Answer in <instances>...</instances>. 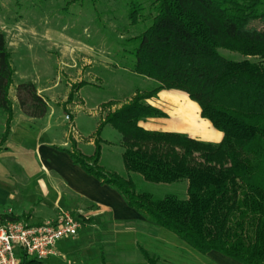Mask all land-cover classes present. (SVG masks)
<instances>
[{"label":"trees","instance_id":"16d2710c","mask_svg":"<svg viewBox=\"0 0 264 264\" xmlns=\"http://www.w3.org/2000/svg\"><path fill=\"white\" fill-rule=\"evenodd\" d=\"M127 9L131 22H143L144 28L121 42L118 53L129 60L130 72L153 80V86L137 89L106 117L105 123L122 134L127 176L97 166L99 144L93 164L77 150L72 155L151 222L201 252L264 264V0H128ZM14 73L0 31V109L10 114L8 128ZM163 89L186 92L202 116L224 132L223 140L211 143L141 127V120L165 115L147 103ZM16 96L27 116L46 115L47 101L34 82L18 83ZM134 175L157 184L186 182V194L141 191ZM145 256L151 264H162L156 256ZM33 263L43 261L24 256L21 264Z\"/></svg>","mask_w":264,"mask_h":264},{"label":"crops","instance_id":"0c3cea01","mask_svg":"<svg viewBox=\"0 0 264 264\" xmlns=\"http://www.w3.org/2000/svg\"><path fill=\"white\" fill-rule=\"evenodd\" d=\"M40 71L33 67L23 73L15 70L10 87L12 117L9 128L7 119L8 132L0 150V214L11 211L15 217L40 224L55 219L59 209L65 208L82 222L77 236L60 240L57 254L43 264H151L145 252L162 264H244L219 251L203 253L176 232L154 224L116 187L75 160L74 150L92 157L97 144L102 169L108 170L102 164L105 148L123 158L122 134L105 121L108 112L130 100L116 103L106 112L81 96L84 83L73 89L71 82V92L59 99L60 76ZM23 81L34 82L47 101L44 117L32 118L22 111L16 87ZM147 103L165 115L141 120L144 129L184 133L211 143L224 138V132L202 116L200 105L184 91L163 89ZM70 114L74 131L66 119ZM116 145L120 148L115 152ZM117 166L119 169V163ZM7 205L11 207L7 209Z\"/></svg>","mask_w":264,"mask_h":264},{"label":"rangeland","instance_id":"374dc122","mask_svg":"<svg viewBox=\"0 0 264 264\" xmlns=\"http://www.w3.org/2000/svg\"><path fill=\"white\" fill-rule=\"evenodd\" d=\"M127 1L97 0L93 4L91 0H0V31L6 35L13 67L19 73L30 67L42 73L54 71L61 78L59 99L71 92L68 84L71 82L73 89L84 83L86 87L81 96L91 106L99 104L106 112L112 105L130 100L136 89H147L153 82L130 72L126 68L129 60L118 53L123 49L121 42L144 28L143 22L138 25L131 22ZM222 52L230 57H241L233 51ZM72 96L75 99L76 95ZM111 112L114 111L108 114ZM9 116L0 110V144ZM113 148L116 152L120 146ZM103 158L102 164L109 170L104 171L127 176L122 156L105 148ZM88 159L94 163L91 157ZM134 180L141 191L158 196L186 194V182L157 184L139 175H134Z\"/></svg>","mask_w":264,"mask_h":264},{"label":"built area","instance_id":"2783aa9c","mask_svg":"<svg viewBox=\"0 0 264 264\" xmlns=\"http://www.w3.org/2000/svg\"><path fill=\"white\" fill-rule=\"evenodd\" d=\"M66 119L71 122L70 115ZM70 129L74 131V124ZM82 222L74 214L60 208L55 219L33 224L6 212L0 214V264H21L24 256L46 261L57 254V243L75 237Z\"/></svg>","mask_w":264,"mask_h":264}]
</instances>
